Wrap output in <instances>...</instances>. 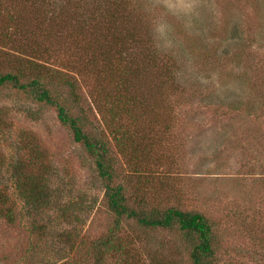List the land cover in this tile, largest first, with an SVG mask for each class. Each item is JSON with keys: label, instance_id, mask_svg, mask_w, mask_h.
I'll return each mask as SVG.
<instances>
[{"label": "rangeland", "instance_id": "374dc122", "mask_svg": "<svg viewBox=\"0 0 264 264\" xmlns=\"http://www.w3.org/2000/svg\"><path fill=\"white\" fill-rule=\"evenodd\" d=\"M200 2L173 55L151 47L148 0H0V72L62 95L106 144L131 202L200 212L216 226L217 264H264V0ZM34 167L47 206L18 200L14 176ZM0 186L17 214L0 219V264H191L175 231L116 227L54 109L9 86ZM111 232L116 252L102 246Z\"/></svg>", "mask_w": 264, "mask_h": 264}, {"label": "trees", "instance_id": "16d2710c", "mask_svg": "<svg viewBox=\"0 0 264 264\" xmlns=\"http://www.w3.org/2000/svg\"><path fill=\"white\" fill-rule=\"evenodd\" d=\"M8 86L29 95L37 104L54 109L57 121L71 132L73 141L79 144L92 160L103 184L105 206L113 215L116 227L125 221L149 230L175 231L189 247L191 264H217L219 239L215 231L216 226L208 218L197 211H184L175 207H148L144 206L141 200L131 202L126 188L117 180L114 160L110 157L106 144L87 129L82 115L75 116L69 112L63 105L62 95L38 77L25 79L20 73L0 72V89ZM68 88L69 96L74 95L75 85L68 82ZM43 167H40V172H36L35 167L23 172L19 168L17 176H14L15 183L19 181L22 184L18 190V200L22 205H48L51 191L47 179L42 175ZM16 217L15 209L9 205L8 190L1 189L0 186V219L12 223ZM114 238L116 234L111 232L109 239L102 244L105 250L116 252L119 249L114 243ZM95 263L99 264L98 260Z\"/></svg>", "mask_w": 264, "mask_h": 264}, {"label": "clouds", "instance_id": "9594fccd", "mask_svg": "<svg viewBox=\"0 0 264 264\" xmlns=\"http://www.w3.org/2000/svg\"><path fill=\"white\" fill-rule=\"evenodd\" d=\"M200 8V0H148L142 12L149 21L151 47L158 53L176 54L182 46L178 28L190 30Z\"/></svg>", "mask_w": 264, "mask_h": 264}]
</instances>
